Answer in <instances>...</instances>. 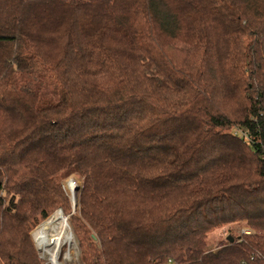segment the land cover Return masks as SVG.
Wrapping results in <instances>:
<instances>
[{"label": "trees", "instance_id": "16d2710c", "mask_svg": "<svg viewBox=\"0 0 264 264\" xmlns=\"http://www.w3.org/2000/svg\"><path fill=\"white\" fill-rule=\"evenodd\" d=\"M70 176L85 264H264V0H0V264Z\"/></svg>", "mask_w": 264, "mask_h": 264}, {"label": "bare ground", "instance_id": "6f19581e", "mask_svg": "<svg viewBox=\"0 0 264 264\" xmlns=\"http://www.w3.org/2000/svg\"><path fill=\"white\" fill-rule=\"evenodd\" d=\"M76 182H69L72 193V200L76 206ZM37 247L44 256H47L52 263L62 264L59 255L65 246L72 248L74 236L68 218L62 211L58 210L42 222L33 232ZM76 242V241H75ZM75 244V243H74ZM62 256V255H61ZM46 257V258H47ZM66 259L72 260L71 249L66 254Z\"/></svg>", "mask_w": 264, "mask_h": 264}, {"label": "rangeland", "instance_id": "374dc122", "mask_svg": "<svg viewBox=\"0 0 264 264\" xmlns=\"http://www.w3.org/2000/svg\"><path fill=\"white\" fill-rule=\"evenodd\" d=\"M73 181V182H76V196H77V201H76V207L74 206V202L72 200V193L70 188H69V182L70 181ZM82 186V181L77 177V176H70L68 177L66 180H64L62 182V187L64 189V191L66 192L67 194V198L69 199V202H70V206H69V209H65L64 207H58L57 209H55L51 214H54L56 211L60 210L63 212V214L68 218V222L70 224V227H71V230L73 232V236H74V242L72 244V248H69V246H65L60 255H59V261L62 263V264H85L84 261L82 260V250H81V246H80V240L77 236V234L74 232V228L72 226V223H71V219L70 217L75 213L77 207H78V191L79 189L81 188ZM78 188V190H77ZM1 195H3V192H1ZM49 216V217H50ZM48 217V218H49ZM46 220V219H45ZM44 220V221H45ZM42 221V222H44ZM40 222L38 225H36L30 232V236H31V239H32V242L34 244V247L37 251V255H38V258L40 259L41 261V264H55V263H52L51 260H49V258L47 256H44L41 251L39 250V248L37 247V244L34 240V236H33V232L35 231V229L42 223ZM247 229V226L245 225V223H239V224H234L230 227V229H232V231H234V233L236 234H241L243 232V230ZM229 231V228H224V229H219L217 231H215V233H213L211 236H210V242L211 244L208 246V248H213L215 249V246H216V243L221 239L223 238L225 235H227V233ZM76 241V242H75ZM75 243V244H74ZM71 249L72 251V260H68L66 259V254L67 252ZM62 255V256H61ZM47 257V258H46Z\"/></svg>", "mask_w": 264, "mask_h": 264}, {"label": "built area", "instance_id": "2783aa9c", "mask_svg": "<svg viewBox=\"0 0 264 264\" xmlns=\"http://www.w3.org/2000/svg\"><path fill=\"white\" fill-rule=\"evenodd\" d=\"M251 233H253L252 229H250V228L245 229L244 228V230H243V232L241 234H251ZM169 263H170V261H169Z\"/></svg>", "mask_w": 264, "mask_h": 264}, {"label": "water", "instance_id": "95a60500", "mask_svg": "<svg viewBox=\"0 0 264 264\" xmlns=\"http://www.w3.org/2000/svg\"><path fill=\"white\" fill-rule=\"evenodd\" d=\"M77 190H78V188H77ZM75 207H76V206H75ZM228 240H229L230 242H233L234 238L231 237V236H228Z\"/></svg>", "mask_w": 264, "mask_h": 264}]
</instances>
